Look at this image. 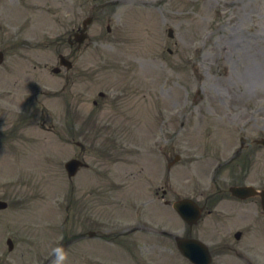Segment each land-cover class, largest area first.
Returning a JSON list of instances; mask_svg holds the SVG:
<instances>
[{
  "label": "rangeland",
  "instance_id": "obj_1",
  "mask_svg": "<svg viewBox=\"0 0 264 264\" xmlns=\"http://www.w3.org/2000/svg\"><path fill=\"white\" fill-rule=\"evenodd\" d=\"M12 1L14 6L25 10L24 13L39 14L33 28L18 30L30 43L51 41L65 34L71 21L83 16V8L93 4L103 14L93 26L95 35L105 33L107 22L115 29L110 45L101 35L80 54V61L96 67L90 71L93 80L88 84L89 88L94 92L104 87L101 85L103 58L110 57L111 73L120 71L118 61H122L126 71L132 66L140 70L142 85L138 81L137 95L132 97L142 105V110L134 125L135 104L125 107L126 115L133 120L125 124L128 148L113 156H110L111 152L102 155L103 145L101 149L96 148L98 153H93L91 148L92 153L85 154L90 169H82L71 181L67 179L63 163L80 150L61 141L55 132L40 130L35 124L38 118L29 129L33 135H39L40 140H45L42 157H28L27 163L34 161L21 169V160L16 161L6 152L0 153V159L10 160L9 166H0V199L8 202L7 208L0 210V254H7L11 264H52L53 249L63 245L68 254L66 264H189L179 255L170 236L142 230L122 235L124 230L141 222L157 230L171 223L172 227L176 226L169 227L171 231L184 233L185 224L170 210L171 207L166 208L158 199L152 200V205H145L144 214L138 212L141 200L149 198L147 186H144L148 184L145 177L149 174L144 172L139 176L138 168L144 161L152 163L154 169L150 174L154 176H150L151 180L161 179L159 184H163L164 174L161 177V173L165 172L166 161L162 149L173 154L179 151L181 159L173 168L175 175L171 186L176 192L169 198L173 201L179 192L180 196L192 195L203 201L205 194L216 190L214 182L226 186V180L231 179L228 176L231 164L215 175L214 168L239 145L240 126L245 128L246 137L264 138V0ZM1 5L6 6V3L0 0ZM221 7L226 10L221 11ZM0 13L4 15V23L20 20L19 9L2 7ZM168 27L173 29L172 38L167 36ZM1 37L5 39L2 31ZM57 48V45H46L41 53L26 45H12L2 71L30 72L33 80H36L35 76L41 78L34 65L41 61L55 64ZM167 48L171 49V54ZM12 60L20 63L15 64L19 67L10 69L8 62ZM47 76L41 84H45L47 90L58 89L60 77ZM111 78L115 82L113 76ZM70 88V84L65 87L66 95ZM66 95L60 96V100L47 95V103L58 101L52 106L47 105L53 124L60 113L69 110L66 104L71 102ZM128 98L127 94L126 100ZM83 105L78 107L79 114L91 108L86 100ZM107 108L118 111L106 105L93 111L104 117ZM148 109L151 116L149 113L145 117ZM122 111L123 108L118 112V119H121ZM95 119L92 118L91 124L96 128L101 123L94 122ZM239 119L246 121V126ZM88 125L85 119H78L75 125L79 128L77 139L87 147L92 141L96 142L95 146L100 145L106 134L101 130L92 131ZM85 130L87 133L82 139L80 134ZM138 130L139 141L144 145L147 140L142 137L147 135H156L158 145L166 141L162 149L157 145L142 150L152 151L154 156L150 159L134 152ZM131 131L134 134H130ZM16 141L24 144L16 145L15 150L25 154L32 152L33 144L41 142L31 144L32 140L26 137H18ZM5 145L10 148L14 144ZM251 152L249 149V157L253 160L249 175L253 177L244 179L258 183V178L263 176L259 184L264 185V145H255ZM152 154H148L149 157ZM140 158L143 159L141 164ZM216 198L209 201L208 207ZM256 202V199L249 200L242 206L244 209L236 210L234 214L214 203L213 212L204 215L193 228V235L213 246L223 241L235 244L233 229L241 225L248 227L249 219L254 223V217H260ZM220 205L225 207L223 203ZM239 212L248 215L241 217ZM250 213L254 216H249ZM253 226L250 225L247 236L254 235L257 227L258 239L255 242L252 238L253 249L264 252V219H255ZM87 230L104 232L106 236L77 239L78 233ZM6 237L14 240L11 252L7 251ZM245 243L246 240H241L237 244L244 247ZM217 253L212 264L242 262L231 252L219 249ZM257 253V263L264 264Z\"/></svg>",
  "mask_w": 264,
  "mask_h": 264
},
{
  "label": "flooded vegetation",
  "instance_id": "obj_2",
  "mask_svg": "<svg viewBox=\"0 0 264 264\" xmlns=\"http://www.w3.org/2000/svg\"><path fill=\"white\" fill-rule=\"evenodd\" d=\"M93 8H88V16L94 21L95 19H98L99 16H96L92 13ZM90 19V21H91ZM91 23L87 26L88 28V34L86 35V38L79 43L77 40H74L73 34L75 32H80L81 25H75L72 28V32L68 35L67 37V43H69V47L73 48L69 55L67 57L71 60V64L69 65L68 69H64V72H61V70L58 72L59 75H61V87H60V92L61 94L64 93L66 95L65 91V85L70 84L71 88L69 89V94L67 96L70 97L71 102H72V107H75L77 110L78 107H83V103L86 100L88 105L92 103L91 107H125L126 106V100H124L123 96L127 95L126 92V81H122L120 83H116V85H111V87L114 88V90L110 87L106 88V92L103 95L98 94L97 91L92 92L91 89L89 88V85L91 80H93L92 75L90 74V71L92 69L91 66L85 64L83 61H80L82 58V54L85 49L90 45L91 39L89 36V27ZM12 40H7L4 45L5 46H10L12 43ZM36 66V65H34ZM46 66V65H44ZM64 68V67H63ZM43 73V72H42ZM33 76L30 72L20 74L13 80V85L17 87L18 89H22L25 93L26 96H29L27 99V103L23 104L21 107H28L25 110V117L28 119V121L24 122V125L30 124L31 117L38 116L40 119L43 118L44 112H45V107H46V101H45V92L41 90L40 88V78L35 76L36 80H32ZM101 85H104L101 83ZM107 86V85H105ZM32 95V96H31ZM87 95V99H85V96ZM42 96V97H41ZM30 107H32V110L30 111ZM74 112H76L74 110ZM65 116H61L60 119L57 121L56 125V133L63 138L66 139H71L73 142L75 141V137L77 135V130L79 128L74 126L75 119H76V114L72 113V120L69 123L66 119ZM114 117L115 115L112 113H109L107 116V120L105 123L104 130L109 132L106 133V139H111L112 138V124L114 123ZM21 113L17 114V118L15 119V124L21 125ZM41 124L44 125V121H41ZM7 123L4 121V119H0V145H5L6 143L12 144L14 140L16 139L15 136H11L9 139H6L11 133L8 131V128L6 127ZM84 133V131H83ZM83 136V134L81 135ZM119 140V141H118ZM118 141V142H117ZM122 141V136L120 135L118 138H114V140L111 142V155H117L121 152L119 150H124V143ZM248 144L247 141H244L243 145L239 150L235 152L234 158H238L240 156H245L248 158L250 156L248 151ZM164 156L166 158V152L164 151ZM75 157L83 158L82 156L75 155ZM173 159V157H172ZM143 160L140 159L139 162L141 164ZM240 161L242 162V165H247L246 159L239 158L237 165L240 164ZM172 161L168 160V163H171ZM150 167L152 170V165L151 163L149 164L148 162H143L142 165L138 168V171L142 172L146 168ZM171 168L169 167L167 169V175L165 177L166 182L169 181V170ZM236 183L238 181H243V180H238L236 179ZM218 187V186H217ZM224 188L221 187L217 189L216 192H212L207 198L214 197L216 193H224ZM173 190L169 187L168 188H162L160 196L163 198L164 196H168L169 193H173ZM158 193V190H155V195ZM237 201H239L238 198H233ZM166 201V199H164ZM205 201V203H206ZM241 201V200H240ZM233 252L238 254L239 256H243L242 254H239V252L236 250V248H230Z\"/></svg>",
  "mask_w": 264,
  "mask_h": 264
},
{
  "label": "water",
  "instance_id": "obj_3",
  "mask_svg": "<svg viewBox=\"0 0 264 264\" xmlns=\"http://www.w3.org/2000/svg\"><path fill=\"white\" fill-rule=\"evenodd\" d=\"M75 167H76V165H75V163H73L72 160H70V161H68L66 163V168L69 171L68 172L69 175L73 174ZM231 190L233 191V193L238 194V195L245 194L246 191H247V190H244L242 188H232ZM189 205L191 206V208L194 207L193 204L191 202H189V200H187V199H183V200H180V201H177V202L174 203V206L179 211L180 215L184 219H186L188 221H191L194 215L190 216ZM1 206H4V204L3 203H0V207ZM186 243H188V242L187 241H179L178 242L180 248L183 251H185V254L187 256L191 257L190 256V252L185 249V244ZM202 249H203V251L205 253V249L203 247H202ZM191 259H194L196 262H198L197 259L194 258V257H191Z\"/></svg>",
  "mask_w": 264,
  "mask_h": 264
},
{
  "label": "clouds",
  "instance_id": "obj_4",
  "mask_svg": "<svg viewBox=\"0 0 264 264\" xmlns=\"http://www.w3.org/2000/svg\"><path fill=\"white\" fill-rule=\"evenodd\" d=\"M54 260L52 264H66L68 260V254L64 251L62 247H56L53 249Z\"/></svg>",
  "mask_w": 264,
  "mask_h": 264
}]
</instances>
